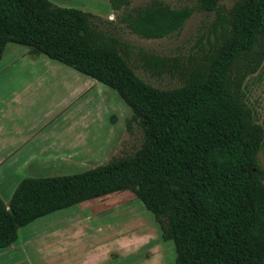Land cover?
Returning <instances> with one entry per match:
<instances>
[{"label": "trees", "instance_id": "obj_1", "mask_svg": "<svg viewBox=\"0 0 264 264\" xmlns=\"http://www.w3.org/2000/svg\"><path fill=\"white\" fill-rule=\"evenodd\" d=\"M107 2L112 13L119 11L117 20L144 39L178 32L195 10L214 18L184 60L140 55L151 75L176 76L177 85L161 88L134 72L128 47L92 26L89 12L49 0H0V58L11 42L93 78L116 92L130 110L126 125L135 121L142 134L130 155L79 172L21 178L7 201L0 198V248L36 218L129 191L152 214L161 239L171 241L174 264H264L257 157L264 128L243 92L264 60V0H235L226 11L219 0L182 7Z\"/></svg>", "mask_w": 264, "mask_h": 264}, {"label": "rangeland", "instance_id": "obj_2", "mask_svg": "<svg viewBox=\"0 0 264 264\" xmlns=\"http://www.w3.org/2000/svg\"><path fill=\"white\" fill-rule=\"evenodd\" d=\"M161 1L170 7L193 5V0ZM234 1L219 0V4L221 9L226 11ZM147 2L148 0H131L130 5L140 6ZM107 6V4L102 5L99 9L105 10ZM90 14H92V17H90L92 26L117 37L120 42L128 47V59L134 72L145 82L161 88L177 85L176 76L167 73L151 75L141 68L139 63L140 55L147 53L157 56L175 57L178 61L184 60L188 53L195 54L198 48L194 44L195 41L199 38L200 34L209 31L214 18V15L211 13L205 14L195 10L178 32L162 38L144 39L129 32L117 20L119 11L103 16L95 13ZM209 38L211 39L212 36L210 35ZM200 45H202V48L207 46L205 38L201 39ZM10 47L26 49V47L19 44L6 43L0 58V62H2L1 66L10 57V54L7 53V49ZM53 63L56 62L54 61ZM69 68L72 69L71 67ZM16 70L12 68V70L10 69L8 72H5L6 78H9L11 74H15L14 78H30V76H26ZM79 76L87 78L86 75ZM50 89L53 90L52 97L55 96L56 100L63 97L58 92V90L61 91L60 87L54 86ZM110 90L112 91H109L110 93L106 92L105 96L114 94L115 98L119 101V117L117 119L115 113L109 115V122L114 124V126L111 132L106 135L105 143L101 148H93L91 146L92 148L86 151V148L89 147L87 144L93 143L94 140L90 138V142L86 143L89 141L88 136L81 137V140L78 141L79 143L77 142L78 145L75 147H78V149H80V146L84 147V154L81 150L78 152H59L60 156H71L58 157L56 160L57 164L44 166L42 171L40 170L41 168L37 170L23 168L20 178L25 176H49L79 172L98 164H103L116 157L132 154L141 143V131L135 121L129 120L128 125H126L125 122L129 119L130 110L116 92L113 89ZM243 92L245 100L253 112L255 121L264 128V60L258 70L245 79ZM102 104L103 106L107 105L105 100H102ZM108 107L110 110L114 109L111 106ZM78 108L77 117L75 116L76 111L73 110L67 114V118H76L81 121L85 114L80 113L81 108ZM111 116H114V120H110ZM98 122L101 123L100 119ZM98 127L100 132L106 133L108 131L103 127V124ZM67 131L70 132V130ZM80 152L82 155L79 156ZM86 152L89 153L86 154ZM81 156L83 159L88 157V161H81ZM257 157L262 169L264 183V134L263 143ZM35 221H32L34 222L33 227L30 225L27 228L32 227L34 233H38V237L36 236L37 238L35 239L37 246L34 247L32 254L30 253L34 259V264H56V262L58 264H75L80 262L83 254L86 252L85 247L89 243L86 239L88 238L94 239V241L99 239L100 244L102 243L106 246V250L104 247L99 248V258L95 257L94 264H97L99 261L102 262L104 255L107 256L108 263L109 261H113L118 264H174V250L171 241L161 239L160 228L153 219L152 214L129 191H118L93 198L60 209L59 211H54L44 215V217L41 216L36 218ZM28 224L25 226H28ZM19 230L17 231L18 236ZM21 242L22 240L19 243ZM55 256H58L59 259L55 260Z\"/></svg>", "mask_w": 264, "mask_h": 264}, {"label": "crops", "instance_id": "obj_3", "mask_svg": "<svg viewBox=\"0 0 264 264\" xmlns=\"http://www.w3.org/2000/svg\"><path fill=\"white\" fill-rule=\"evenodd\" d=\"M49 1L57 6L74 7L102 16L112 13L107 0ZM106 4L108 6L105 10L99 9ZM7 53L10 54L8 61L2 66L0 62V198L3 201L8 200L15 185L23 178H20L23 168H41L42 171L44 166L57 164L58 157L71 156H60L59 152L81 150L84 154V147H75L84 136H88V140H94V144H90V140L86 142L89 143L86 151L92 147L101 148L106 135L114 126L108 117L115 113L118 119L120 108L114 94L105 96L106 92L112 91L111 88L91 77L88 78L87 75V78L79 76L84 74L73 70L72 67L70 69L69 66L44 55H30L27 48L10 47ZM12 68L30 78H14L15 74L6 78L5 72ZM54 86L60 87L61 91L58 92L63 95L58 100L55 96L52 97L53 90L50 88ZM102 100L106 101L105 107ZM108 106L114 109L110 110ZM78 107L81 108L80 113L85 114L82 120L67 118V114L73 110L76 111L77 117ZM99 119L108 130L106 133L100 132L98 126L102 124L98 122ZM81 152L78 153L79 156L82 155ZM82 160L88 161V157ZM34 222L20 227L19 236L17 234L15 241L0 248V264H34L30 255L37 246L35 239L38 233L32 230ZM30 225L32 227L27 229ZM86 240L89 242L85 247L86 252L81 261L75 264H94L95 257L99 258V248L104 247L106 250V246L100 244L99 239ZM106 258L104 255L103 261L97 264H118L113 261L108 263ZM58 259L59 257L55 256V260Z\"/></svg>", "mask_w": 264, "mask_h": 264}]
</instances>
